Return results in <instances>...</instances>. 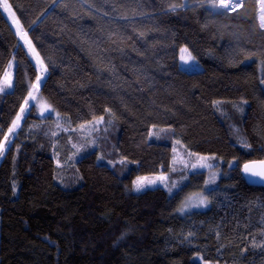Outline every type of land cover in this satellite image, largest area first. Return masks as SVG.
Instances as JSON below:
<instances>
[{"label":"trees","instance_id":"trees-1","mask_svg":"<svg viewBox=\"0 0 264 264\" xmlns=\"http://www.w3.org/2000/svg\"><path fill=\"white\" fill-rule=\"evenodd\" d=\"M213 1L7 0L55 117L31 107L0 159V264H264V188L241 173L264 160V30L257 0ZM2 4L0 145L39 78ZM181 149L223 161L207 210L177 212L193 187L133 191Z\"/></svg>","mask_w":264,"mask_h":264},{"label":"rangeland","instance_id":"rangeland-1","mask_svg":"<svg viewBox=\"0 0 264 264\" xmlns=\"http://www.w3.org/2000/svg\"><path fill=\"white\" fill-rule=\"evenodd\" d=\"M245 1L246 0H244L243 2ZM258 2L259 0H257L259 8ZM214 6L217 9L221 8L219 6V0H214ZM221 11L227 13L229 12V10H224L222 8ZM6 13L13 30L15 31L21 44L26 49L27 53L31 57L39 72V78L35 86L37 87V89H33L34 92H31L28 100L24 103L23 107L21 108L19 114L17 115L15 121L11 126L12 129L14 123L18 124V127L14 129V132H16L22 122L23 117L27 115L26 113H28L31 107L36 110L37 116L42 119L54 118L55 111L39 93L40 86L42 85L46 77V68L39 55L36 53L31 44H29L28 36L24 32L16 16L9 11ZM179 61L181 68L187 72H196L200 69V66L195 60L193 54L186 47H183L179 50ZM43 69H45V73H43ZM14 73L15 63L14 61H12L5 73L7 74V76L4 75L0 84V94L9 93L12 91ZM18 117L20 118L19 120L17 119ZM101 123L102 122L97 123L98 127L101 125ZM88 132H91V130H88ZM13 135L14 133L9 132V135L7 137L8 139L5 140V143L3 144L4 150L0 151V159L10 145L11 139H13ZM174 155V166L171 168L170 172L137 178L134 183L133 191L135 193H142L147 190L161 188L167 190L171 194H174L180 191L183 187H193L192 189L189 188V190L185 192V195L177 212L179 214H186L189 212L207 210L210 207V201L207 197V192L214 189L218 185L221 177L224 175L223 161L218 160L217 158L212 156L194 155L183 149L179 151L177 150ZM201 173L205 174V182L203 183V185H201L202 187L198 189V183L194 180L191 182V177L192 175Z\"/></svg>","mask_w":264,"mask_h":264},{"label":"water","instance_id":"water-1","mask_svg":"<svg viewBox=\"0 0 264 264\" xmlns=\"http://www.w3.org/2000/svg\"><path fill=\"white\" fill-rule=\"evenodd\" d=\"M243 4H244V2L242 3L241 6H243ZM258 12H259V8H258ZM257 20H258V14H257ZM258 22H259V20H258ZM262 30H264V29H262ZM245 165H249L253 169L254 172L264 171V160L263 161L249 162ZM245 165L242 166L241 173H242V176H243L244 180L246 181V183L250 186L264 188V177L253 176L251 173H246L244 170Z\"/></svg>","mask_w":264,"mask_h":264},{"label":"snow or ice","instance_id":"snow-or-ice-1","mask_svg":"<svg viewBox=\"0 0 264 264\" xmlns=\"http://www.w3.org/2000/svg\"><path fill=\"white\" fill-rule=\"evenodd\" d=\"M261 3H262V10H264V0H261ZM3 8L5 11H8L10 9V5L7 3V0H3V4H2ZM221 8L227 10L229 9V4L227 3H223V0H221V3L219 5ZM226 14V12L224 13ZM261 28H264V16L261 17ZM7 76V74H5ZM23 111V109H22ZM18 120L20 119L19 117L17 118ZM18 127V124L14 123L13 125V128L12 129H9V132L10 133H14V129ZM8 138L5 137V140H7ZM4 150V146L3 145H0V151H3ZM245 172L246 173H251L253 176H259V177H264V171L262 172H254L253 169L249 166V165H245Z\"/></svg>","mask_w":264,"mask_h":264},{"label":"bare ground","instance_id":"bare-ground-1","mask_svg":"<svg viewBox=\"0 0 264 264\" xmlns=\"http://www.w3.org/2000/svg\"><path fill=\"white\" fill-rule=\"evenodd\" d=\"M243 1L244 0H223V3L229 4L230 7H229V9H227V10H229V12H235L238 9H240V6H241V4H242ZM220 3H221V0H219V5H220ZM258 3H259V15H258V19H259V24L261 25V17L264 16V10H262L261 0H259ZM187 7L188 6H185V8H187Z\"/></svg>","mask_w":264,"mask_h":264},{"label":"clouds","instance_id":"clouds-1","mask_svg":"<svg viewBox=\"0 0 264 264\" xmlns=\"http://www.w3.org/2000/svg\"><path fill=\"white\" fill-rule=\"evenodd\" d=\"M214 2V1H213ZM244 5V4H243ZM241 8L243 7V6H240ZM220 11H221V8L219 9ZM240 10V9H239ZM238 10V11H239ZM224 12V11H223ZM236 12V11H235ZM229 14H232V13H234V12H228ZM259 23V22H258ZM259 26H260V24H259Z\"/></svg>","mask_w":264,"mask_h":264}]
</instances>
